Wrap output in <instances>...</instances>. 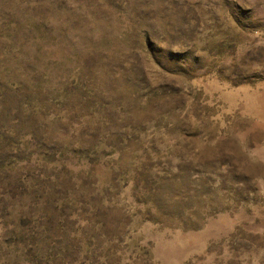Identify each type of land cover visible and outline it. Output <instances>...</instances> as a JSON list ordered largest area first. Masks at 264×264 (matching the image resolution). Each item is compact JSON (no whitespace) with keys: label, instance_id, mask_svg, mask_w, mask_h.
I'll return each instance as SVG.
<instances>
[{"label":"rangeland","instance_id":"rangeland-1","mask_svg":"<svg viewBox=\"0 0 264 264\" xmlns=\"http://www.w3.org/2000/svg\"><path fill=\"white\" fill-rule=\"evenodd\" d=\"M0 264H264V0H0Z\"/></svg>","mask_w":264,"mask_h":264}]
</instances>
